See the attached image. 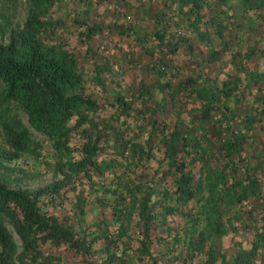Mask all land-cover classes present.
<instances>
[{"label":"trees","instance_id":"16d2710c","mask_svg":"<svg viewBox=\"0 0 264 264\" xmlns=\"http://www.w3.org/2000/svg\"><path fill=\"white\" fill-rule=\"evenodd\" d=\"M55 1L26 0L28 10L21 28L0 43V131L6 147L0 150V161L37 157V148L46 139L54 153L55 176H60L33 189L10 188L0 182V264H50L54 258L44 252L45 245L64 248L78 256L81 264H95L91 252L98 238L105 241V264H110L118 259L113 248L129 247L123 237L138 242L139 260L147 257L151 264H162L149 258L148 244L155 223L166 225L165 217L172 214L184 216L189 223L182 237L178 232L171 237L179 246L176 257L182 264L197 255V264H264V137L250 155L244 154L248 137L254 141V124L262 121L259 128L264 129V94L254 97L258 104L253 114L237 116L221 99L238 101L242 94L239 77L212 86L197 73L173 87L167 82L147 84L139 94L150 98L157 90L167 97L172 110L178 101L193 96L201 109L197 124L191 127H182L178 121L172 127L160 123L157 106L146 116L144 127L135 129L134 122L127 120L131 103L118 95L114 101L121 112H111L108 119L100 120L95 115L111 104L84 93V74L77 69L75 57L63 48L59 37L56 42L49 40L57 26L47 12ZM169 1V11L155 16L152 39L156 43L141 46L142 55L153 57L156 53L161 62L164 56L178 52L179 41L191 49L187 38L178 33L180 21H186L201 40L210 41L211 35L223 38L225 25L217 14L206 13L207 0ZM240 4L264 9V0H240ZM85 29V43L110 31L95 26ZM228 45L222 40L218 49L210 50V59H218ZM255 50L254 45L248 46L244 57L254 55ZM100 72L95 65L92 78L97 84L101 83ZM244 75L247 82L264 80V72L250 70ZM199 79L202 85L197 84ZM210 124L212 134L207 130ZM72 134L82 140L79 147L69 144ZM105 147L109 152L100 157ZM81 180L91 192L102 189L103 196L94 198L117 224L112 235L102 228L101 219L92 227L80 226L86 200L73 182ZM155 184L160 190L155 191ZM63 190L72 192L70 214L57 216L41 208L43 197L54 202ZM154 194L159 195V202L151 200ZM251 199L259 205L241 211ZM187 205L194 211H181ZM231 219L244 231H250L251 225L252 239L246 247L233 241V251L227 257L214 241L237 228ZM133 229H138L140 238H131ZM125 260L131 263L132 257Z\"/></svg>","mask_w":264,"mask_h":264},{"label":"rangeland","instance_id":"374dc122","mask_svg":"<svg viewBox=\"0 0 264 264\" xmlns=\"http://www.w3.org/2000/svg\"><path fill=\"white\" fill-rule=\"evenodd\" d=\"M207 1L209 6L205 8L206 13L217 14L219 18H222L221 21L225 25L221 30L223 38L219 39L211 35L210 41L201 40L186 21H180L181 28L178 33L188 39L186 41L191 49L184 47L182 44L184 42L179 41L178 52L164 56L162 63L158 61L159 55L156 53L150 57L142 55L140 50L144 44L153 46L156 43L152 39L155 16L160 11H169L168 7L172 5L169 0H56L52 6H49L47 13L57 28L48 37L52 42H56V38L59 37L63 48L75 57L77 69L84 74L82 86L84 93L111 104L110 107L108 106L95 115L100 120L108 119L111 112L115 114L121 112L120 109H116L117 103L114 101V97L118 95L131 103L130 116L127 120L134 122L135 129L137 126L144 127L146 116H151L150 110L157 106L156 118L160 123L167 122L172 127L178 121L182 127L187 125L191 127L197 124L201 109L200 103L193 96L188 100L181 99L175 110H172L167 97L157 90L151 92L150 98L139 94L142 86L147 84L167 82L173 87L185 77L197 73H200L202 79L212 86H219L223 80H228L233 76L239 77L241 97L236 103L231 98H223L221 103H225L237 116H242L247 112L253 114L258 104L254 97L264 94V80L247 82L244 73L250 70L264 72V9H258L253 4L245 7L240 4V0ZM27 10L26 0H0V43L7 42L21 28ZM176 18L177 16L173 15L171 19ZM219 18L217 19L220 20ZM90 26L110 28V31H106L103 35H96L85 43L83 34L86 31L85 28ZM118 28H122L123 33L116 34L115 30ZM222 40L229 43L227 51L222 53L218 59L211 60L210 50L218 49ZM250 45L255 46V54L245 58V49ZM159 50V47L156 48V52ZM163 62H165L164 65ZM95 65H98L101 70L100 84L92 78ZM197 84L202 85L200 79ZM19 114L22 116L21 113ZM119 117L122 118L121 115ZM261 124L262 121L254 124L251 131L254 141L248 137V142L244 147L245 155H250L258 140L264 137V129L259 128ZM202 125L204 126L205 123ZM207 130L212 134L213 125H208ZM126 132L132 134V131ZM144 132L143 129L141 134L143 135ZM81 142L82 140L76 134L70 135L69 144L71 146L79 147ZM5 149L0 131V150ZM37 151V157L23 156L14 161H0V182L10 188L33 189L60 178L59 175L55 176L54 153L50 142L46 139L41 140ZM105 152H109L108 147L100 152V157H106ZM151 164L156 165L153 161ZM262 181L264 184V177ZM73 183L76 190L82 189V195L86 200L80 226L92 227V223L101 219L103 220L102 228L112 235L117 224L112 222L108 210H100L97 205L99 202L94 198V196H103L102 189L91 192L83 180ZM160 188V185L155 184V191ZM159 198V195L154 194L151 200L155 202ZM262 198L264 200V194ZM71 199L72 192L63 190L60 199L54 202L49 201L48 197H43L41 208L57 216L68 215L72 208ZM256 201L258 200H249L241 211L252 207V204L258 206L259 203ZM188 210L193 212L194 208L187 205L181 209V211ZM258 212L259 208L255 209L256 215ZM224 214L227 216L228 212ZM242 215L246 218L245 213ZM186 219L179 214H172L165 217L166 225L155 223L156 228H153L148 244L149 258H155L162 264H182L176 257L179 246L171 237L175 232H178L180 237L183 236L184 228L186 224H189ZM232 224L237 228L234 227L231 232L214 241L215 244L219 243L218 248L227 257L233 251V241H239L242 246L246 247L252 239L251 225L248 226L250 232L239 228L236 221L232 220ZM130 236L132 239H137L138 236L140 238L138 229H133ZM123 240L125 243L128 242L129 247L125 250L121 246L113 248L112 251H115L118 259L110 264H151L147 257L141 260L136 257V248L139 246L137 241L131 242L125 237ZM165 243L167 247H164ZM104 244L105 241L102 238H98L92 244L91 255L95 264H105L106 252L102 249ZM43 249L54 258L50 264H81L78 256L67 252L62 247L55 248L45 245ZM126 256L132 257L131 263L125 260ZM199 261L200 256L197 255L183 264H197Z\"/></svg>","mask_w":264,"mask_h":264}]
</instances>
